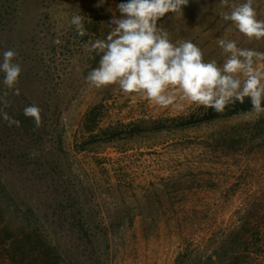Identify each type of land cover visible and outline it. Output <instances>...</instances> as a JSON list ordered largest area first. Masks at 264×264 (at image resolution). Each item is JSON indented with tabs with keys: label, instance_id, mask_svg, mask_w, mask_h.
I'll return each mask as SVG.
<instances>
[{
	"label": "rangeland",
	"instance_id": "1",
	"mask_svg": "<svg viewBox=\"0 0 264 264\" xmlns=\"http://www.w3.org/2000/svg\"><path fill=\"white\" fill-rule=\"evenodd\" d=\"M19 1L0 0V62L5 51L14 50L54 78L52 124L62 137L63 167L76 177L62 171L50 132L40 127L26 132L0 116V183L23 209L34 210L48 240L79 264H197V255H212V264H264V113L177 128L173 118L203 107L183 102L182 110L163 109L122 93L118 85L96 89L86 82L100 57L85 42L106 39L113 16H121L117 5L127 0ZM253 6L264 20V0H253ZM231 10L221 0H189L184 16L167 13L158 26L172 43L191 41L205 62L218 66L227 58L217 43L221 38L264 53V38L249 40L218 15ZM75 15L84 18L83 37L71 23ZM29 70L26 63L16 85L19 95L13 89L0 95V109L15 120L26 107L45 104L43 84ZM3 78L0 72V85ZM94 106L100 107L94 132L128 124L144 130L104 146L76 148L89 135L83 122ZM163 123L167 126L156 128ZM219 132L228 133L226 141L217 140ZM231 137L241 138L236 147ZM78 180L89 214L107 228L103 256L76 224ZM240 227L237 256L218 260L221 245ZM0 264H8L4 255Z\"/></svg>",
	"mask_w": 264,
	"mask_h": 264
},
{
	"label": "clouds",
	"instance_id": "2",
	"mask_svg": "<svg viewBox=\"0 0 264 264\" xmlns=\"http://www.w3.org/2000/svg\"><path fill=\"white\" fill-rule=\"evenodd\" d=\"M188 3L189 0L119 3L121 16H113L110 25L114 27L106 39L85 42L87 51L100 57L99 66L88 73L86 82L96 89L118 85L122 93L138 95L163 109L171 106L182 110L186 102L223 113L227 106L243 104L249 98L252 111L264 113V64L259 63L264 61V53L239 48L236 41L221 38L217 43L227 58L218 66L215 60L205 62L202 50L191 41L172 43L162 24L158 26L167 13L184 16L183 9ZM221 5L232 9L218 13L221 19L231 21L249 40L264 38V20L257 19L253 0L239 5L221 0ZM83 19L75 15L71 20L81 37L86 35ZM55 43L61 41L57 39ZM17 56L14 50L5 51L0 72L4 74L3 84L19 95L16 85L22 69L14 62ZM23 112L25 117L33 118L36 128L42 125V109L38 106L30 105ZM0 116L9 126L19 125L3 109ZM35 155L32 154L33 158Z\"/></svg>",
	"mask_w": 264,
	"mask_h": 264
},
{
	"label": "trees",
	"instance_id": "3",
	"mask_svg": "<svg viewBox=\"0 0 264 264\" xmlns=\"http://www.w3.org/2000/svg\"><path fill=\"white\" fill-rule=\"evenodd\" d=\"M18 56L15 58L14 62H16L17 59L21 60V63L18 62L21 69L26 68L27 63L30 70L39 76L43 84L42 94L45 104L43 107H40V109H42L41 116L44 120L40 128L51 133L53 154H55L62 165V171L72 180L76 175L72 174L68 168L65 169L63 167L66 166V162L64 161L65 156L62 146V137L58 135L57 130L52 124V118L57 108L52 102L54 93H56L54 78L47 69L37 64L38 62H32L31 59L28 60L25 57L20 59L21 57L18 58ZM9 90L10 89L3 83L0 85V95L6 91L9 92ZM262 106H264V101H262ZM99 109V106H94L85 115L83 127L88 131L89 135L79 143L76 142V148L85 150L92 148V145L96 143L97 145L104 146L126 139L129 136L137 135L144 130L140 125L128 124L122 128L107 127L101 128L98 132H94L99 125L97 119ZM250 112H254L251 109L250 99L245 98L243 104L237 102L234 105H229L223 113H216L212 109L205 110L203 108L201 111L194 112L189 116L173 118L172 121H175L173 126L184 129ZM27 119L28 121H26ZM17 121H19V124L23 126L26 132L36 129L33 118L25 117L23 111L19 113ZM163 126L165 127L167 124H159L156 128H162ZM227 134L228 133L219 132L216 136L217 140L226 141ZM240 140L241 138L231 137V142L233 143H231V145L236 147ZM75 181L74 187L78 193V204L80 205L77 211L76 224L83 236L91 243L93 249L96 248L97 254L103 256L105 255V234L107 228L96 223L89 214V209L84 199L82 184L79 180L77 182ZM41 229H43L41 222L37 218L34 210L32 208L23 209L12 196L11 191L7 189L4 184L0 183V255H4L5 258L8 259V264H79L74 255L67 253V256L55 244L51 243L47 235L43 233ZM240 231L241 227L237 231L232 232L221 245L217 256L218 260L219 258L221 259L228 256H233L235 259L237 254L234 253V250H236V245L241 242ZM194 261H196L197 264H212L215 262L212 255L206 256L205 258L201 255H197Z\"/></svg>",
	"mask_w": 264,
	"mask_h": 264
}]
</instances>
